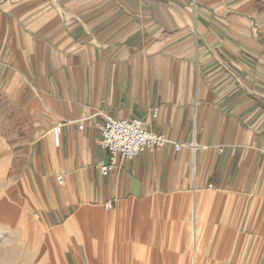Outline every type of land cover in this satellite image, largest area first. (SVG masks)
<instances>
[{
    "label": "crops",
    "instance_id": "1",
    "mask_svg": "<svg viewBox=\"0 0 264 264\" xmlns=\"http://www.w3.org/2000/svg\"><path fill=\"white\" fill-rule=\"evenodd\" d=\"M105 113L195 147L102 175ZM13 232L33 264H264V0H0Z\"/></svg>",
    "mask_w": 264,
    "mask_h": 264
},
{
    "label": "built area",
    "instance_id": "2",
    "mask_svg": "<svg viewBox=\"0 0 264 264\" xmlns=\"http://www.w3.org/2000/svg\"><path fill=\"white\" fill-rule=\"evenodd\" d=\"M152 115L153 117L157 115V109L153 110ZM102 119L97 125L100 134L98 142L108 153V161L99 166L102 175H107L114 169L118 156L124 160H131L147 149L160 148L166 144H171L175 151L182 147H195L193 143L175 142L164 134L149 130L144 120L119 119L106 113L102 115ZM60 133L61 124H57L53 129L55 146L59 145ZM56 180L60 183L61 176H57ZM111 207V202L104 203L105 209Z\"/></svg>",
    "mask_w": 264,
    "mask_h": 264
},
{
    "label": "rangeland",
    "instance_id": "3",
    "mask_svg": "<svg viewBox=\"0 0 264 264\" xmlns=\"http://www.w3.org/2000/svg\"><path fill=\"white\" fill-rule=\"evenodd\" d=\"M0 264H33L32 248L19 232L0 233Z\"/></svg>",
    "mask_w": 264,
    "mask_h": 264
}]
</instances>
